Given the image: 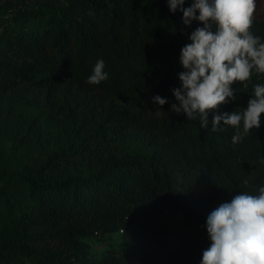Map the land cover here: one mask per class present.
Instances as JSON below:
<instances>
[{"label": "trees", "instance_id": "trees-1", "mask_svg": "<svg viewBox=\"0 0 264 264\" xmlns=\"http://www.w3.org/2000/svg\"><path fill=\"white\" fill-rule=\"evenodd\" d=\"M255 3L250 31L264 42ZM182 17L168 0L0 2V100L33 90L67 124L58 149L0 189V227L14 234L0 264H200L210 212L264 186V113L236 144L233 127L211 129L214 114L246 109L264 75L234 82L207 128L171 111L180 50L203 26ZM100 59L108 79L88 84Z\"/></svg>", "mask_w": 264, "mask_h": 264}, {"label": "clouds", "instance_id": "clouds-1", "mask_svg": "<svg viewBox=\"0 0 264 264\" xmlns=\"http://www.w3.org/2000/svg\"><path fill=\"white\" fill-rule=\"evenodd\" d=\"M184 4L185 0H168L169 11L179 9L185 26L194 20L203 26L191 32V42L180 50L181 87L172 90L178 104H172L171 111L184 113L189 120L199 117L201 127L207 128L209 112L217 113L219 106L237 98L234 82L264 75V42L250 31L255 0H192L187 8ZM104 68V61L97 60L87 83L98 85L108 79ZM153 100L161 106L156 111L160 115L167 100L159 95ZM262 113L264 84H256L246 109L214 114L211 129L222 130L221 122L233 127L236 144L260 128ZM206 228L211 244L200 264H264V186L257 195L242 192L221 203L207 216Z\"/></svg>", "mask_w": 264, "mask_h": 264}, {"label": "rangeland", "instance_id": "rangeland-1", "mask_svg": "<svg viewBox=\"0 0 264 264\" xmlns=\"http://www.w3.org/2000/svg\"><path fill=\"white\" fill-rule=\"evenodd\" d=\"M5 0H0L4 2ZM257 16L264 18V0H256ZM67 124L56 114H48L37 92L24 89L0 100V189L18 182L25 167L41 161L45 152L58 149L66 139ZM129 149L122 145L121 152ZM14 236L9 228L0 227V242ZM100 241L92 249L100 253Z\"/></svg>", "mask_w": 264, "mask_h": 264}]
</instances>
